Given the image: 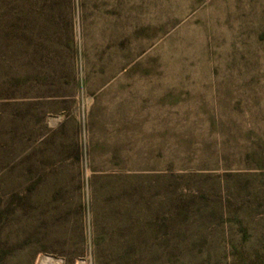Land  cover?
Listing matches in <instances>:
<instances>
[{"label": "rangeland", "instance_id": "374dc122", "mask_svg": "<svg viewBox=\"0 0 264 264\" xmlns=\"http://www.w3.org/2000/svg\"><path fill=\"white\" fill-rule=\"evenodd\" d=\"M0 264H264V0H0Z\"/></svg>", "mask_w": 264, "mask_h": 264}]
</instances>
